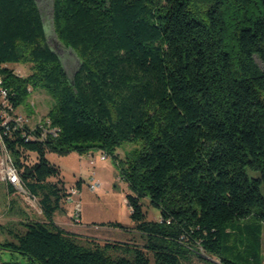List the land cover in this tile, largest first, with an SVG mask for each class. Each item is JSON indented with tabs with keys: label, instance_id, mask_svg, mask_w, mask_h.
I'll return each instance as SVG.
<instances>
[{
	"label": "trees",
	"instance_id": "trees-1",
	"mask_svg": "<svg viewBox=\"0 0 264 264\" xmlns=\"http://www.w3.org/2000/svg\"><path fill=\"white\" fill-rule=\"evenodd\" d=\"M192 1L53 0L54 31L79 61L68 77L36 2L0 0V141L43 217L21 212L0 225L11 238L0 242V264H263L264 0H215L204 19ZM38 89L53 99L44 121L58 130L42 141L40 128L15 122ZM124 142L143 144L117 166L145 243L82 245L55 224L70 192L46 154L114 158ZM143 198L159 221L146 220Z\"/></svg>",
	"mask_w": 264,
	"mask_h": 264
},
{
	"label": "rangeland",
	"instance_id": "rangeland-1",
	"mask_svg": "<svg viewBox=\"0 0 264 264\" xmlns=\"http://www.w3.org/2000/svg\"><path fill=\"white\" fill-rule=\"evenodd\" d=\"M41 13L46 30L47 44L59 56L68 77H72L77 65L78 56L70 48L65 47L58 39L53 28L52 11L53 0H34ZM215 0H193L192 10L195 17L204 19L207 10ZM256 65L263 69L259 58H254ZM15 73L26 76L29 74V65H9ZM53 105L52 97L44 90L38 89L31 92L24 105H21L16 114L19 115L29 128L39 124ZM142 142H124L115 150V157L106 156L101 160L100 156L105 155L98 150H91L88 154H78L70 151L63 154L48 152V161L60 169L62 179L67 192L73 190L67 202L61 203V210L54 217L55 224L75 237L85 246H103L106 243L128 244L142 248L145 241L134 229L130 208L126 203L127 195L132 194L128 183L121 176L117 163H126L135 156L134 150L142 148ZM1 149V148H0ZM0 158L2 152L0 150ZM30 164L36 161V155H27ZM93 161L91 164L90 161ZM53 180V179H52ZM80 184V189L76 187ZM95 186L92 188V186ZM14 199L16 206L13 211L9 209V200ZM145 218L148 221H159L160 212L153 207L147 198L141 200ZM79 206V208H78ZM21 212H24L29 219L43 221L37 200L25 191L15 192L7 196L6 183L0 181V225L10 222L16 224L22 220ZM75 221V222H74ZM78 221V222H76ZM111 222H118L124 226L123 229L109 226ZM11 223V224H12ZM11 240L5 232H0V242ZM262 254L264 264V231L262 235ZM113 257L122 255L120 251H111ZM5 259L13 258L21 263H26L19 255L3 254Z\"/></svg>",
	"mask_w": 264,
	"mask_h": 264
},
{
	"label": "built area",
	"instance_id": "built-area-1",
	"mask_svg": "<svg viewBox=\"0 0 264 264\" xmlns=\"http://www.w3.org/2000/svg\"><path fill=\"white\" fill-rule=\"evenodd\" d=\"M6 95H7V92L5 90H2V79L0 77V102L1 103L5 102ZM15 122L19 126H22L24 124V120L19 115H17V117L15 118ZM36 127L40 128V134L39 136H37V140H41V141L46 139L48 136L55 137L58 132V130H56L55 128H51L50 123L48 121H44V119L39 124H36L34 128ZM0 148L2 152V158H0V181L6 184L9 183L19 192L25 193V190L23 189L20 183L18 171L15 165L13 164L11 156L9 155V153L7 152V150L5 149L1 141H0ZM105 157H106L105 155H101L100 159L105 160ZM90 162L91 164L93 163L92 160ZM94 187L95 186L93 185L92 188ZM72 192L73 190L71 189L70 197H71ZM70 197L68 198V200L70 199ZM200 253L204 254L202 249H200Z\"/></svg>",
	"mask_w": 264,
	"mask_h": 264
}]
</instances>
